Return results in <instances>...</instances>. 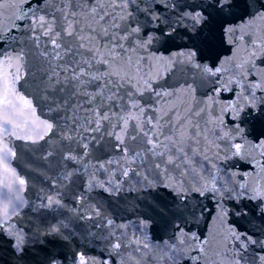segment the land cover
Wrapping results in <instances>:
<instances>
[{
  "label": "water",
  "instance_id": "95a60500",
  "mask_svg": "<svg viewBox=\"0 0 264 264\" xmlns=\"http://www.w3.org/2000/svg\"><path fill=\"white\" fill-rule=\"evenodd\" d=\"M0 37V264H264V0H0Z\"/></svg>",
  "mask_w": 264,
  "mask_h": 264
},
{
  "label": "snow or ice",
  "instance_id": "6c2138e0",
  "mask_svg": "<svg viewBox=\"0 0 264 264\" xmlns=\"http://www.w3.org/2000/svg\"><path fill=\"white\" fill-rule=\"evenodd\" d=\"M215 2L217 4L221 3V0H215ZM225 3H227V0H224ZM85 3H87V0H85ZM69 5H71V0H69ZM65 5H61L59 11L60 12H64L65 9ZM76 8H79V5L75 6ZM81 12H84L85 15H89V14H94L96 13V9L92 8L90 10V12H86L84 8H80ZM76 13L75 10L69 12L67 14V16H71V17H75ZM21 17H26V13H24L23 11H20V14L16 17L17 19H20ZM67 18V17H66ZM196 19H200V14L196 13L195 17ZM104 16H99V20H103ZM39 23L41 24V26L47 25V31L44 33L45 35H49L52 32V26L50 23H48L47 21H45L44 17H40V21ZM106 36L108 35L107 30H105L104 33ZM57 37H59L61 34L59 32H57L55 34ZM68 36H73L74 35V31L72 29V26L69 25V29L67 32ZM110 39H112V37H109ZM0 39H3V37H0ZM52 45L54 48L59 49L61 47V44L57 42V39H52ZM116 46L118 47H123L122 45L117 44ZM65 47H67L65 45ZM80 47H83V45L81 44ZM57 59H59V55L56 56ZM17 60L21 59V57L17 56L16 57ZM116 58L113 57L112 59V63H115ZM22 67V65H17V73L20 71V68ZM95 67V65L92 63V58H87V59H81L80 61H77L75 59L72 60V62L67 66V68L65 69L70 70L71 71V79L73 81V88L75 91H78L80 94H83L86 97V101L88 104H92L95 103L96 104V110H97V115L99 117H102L103 119H108V116L105 115V113L107 112V108H105V101H112L113 100V96L118 95V89L119 86L117 84V80L116 79H104L103 76L101 75H94L90 69H93ZM123 69L121 68V66L117 65V70L113 71V72H109L107 73V75L109 77H117L120 80H123L124 77H122L120 75V72ZM95 71L97 73H100V69H95ZM217 72L220 71V69L216 70ZM20 77L19 75H16L14 78H12V74L10 72L6 73L4 76V83H3V92H4V101H3V106H4V124H9V123H13V120L11 119L12 115H13V111L15 110V105L12 103L11 99H10V95L12 92L15 91V81L18 80ZM67 78V77H66ZM101 79H104V84L103 86H101V84L99 83V81ZM93 91L95 92L94 95H89V93L87 92V88L89 86H93ZM96 89H99V91H96ZM105 89H107L108 92H112L113 95L109 96L107 95V93L105 92ZM115 90V91H114ZM26 104H28L30 106L31 102L30 101H25ZM110 106H115L114 103H112ZM135 106V105H134ZM101 109H103V111H101ZM125 123H127V121H125ZM48 128H51V125H48ZM5 151H7V146L5 145ZM134 155H138V154H134ZM128 173L125 172V175H127ZM19 183L21 185L24 184L23 180H20ZM116 247H119V244L116 245ZM83 264V262H82Z\"/></svg>",
  "mask_w": 264,
  "mask_h": 264
}]
</instances>
